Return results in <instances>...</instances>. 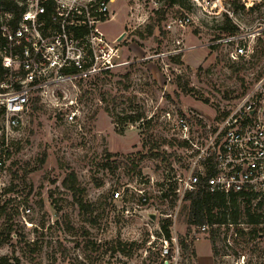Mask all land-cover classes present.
I'll return each instance as SVG.
<instances>
[{
	"label": "rangeland",
	"instance_id": "rangeland-1",
	"mask_svg": "<svg viewBox=\"0 0 264 264\" xmlns=\"http://www.w3.org/2000/svg\"><path fill=\"white\" fill-rule=\"evenodd\" d=\"M148 7L141 9L142 17ZM113 8L115 17L105 31L120 32L118 60L123 64L95 85L80 81L65 86V93L57 91L55 98L33 102L16 128L0 182V242L5 238L0 256L17 257L21 264L151 263L159 248L152 236L156 225L163 223L161 214L173 213L177 205L158 193L161 186L166 188L162 183L173 165L182 169L185 156L175 119L186 113L193 128L213 124L264 67V40L255 43L250 58L232 62L228 47L210 45L223 33L216 21L191 4H163L139 21L130 20L129 5ZM183 12H193L194 22L167 31L166 16ZM254 13L243 14L249 21ZM180 45L195 47L176 56L149 58ZM70 111L74 122L65 120ZM127 114L141 118L117 121ZM70 170L83 200L91 204L87 209L79 208L61 186ZM115 191L121 197L113 198ZM238 217V225L208 226L197 250L208 253L215 232V264H231L240 254L245 264H264V236L243 243L236 227L247 231L251 226L243 213ZM187 220L188 201L183 200L174 229L179 238L186 236ZM191 238L194 245L197 240ZM118 242L126 244L124 251H112ZM182 261L195 264L188 255L181 254Z\"/></svg>",
	"mask_w": 264,
	"mask_h": 264
},
{
	"label": "built area",
	"instance_id": "built-area-1",
	"mask_svg": "<svg viewBox=\"0 0 264 264\" xmlns=\"http://www.w3.org/2000/svg\"><path fill=\"white\" fill-rule=\"evenodd\" d=\"M186 1L202 16L213 18L216 25L228 21L234 27L210 43L228 47L230 61L250 58L255 43L264 40V0ZM118 3L129 5L130 20L139 21L168 5V0H0V182L16 128L23 124L33 102L55 98L57 91L65 93V86L93 82L123 64L118 60L120 32L109 35L105 31ZM145 6L149 7L142 17ZM251 11L256 13L248 21L243 13ZM166 17L165 29L175 32L193 23L195 14ZM194 47L175 46L149 58L176 56ZM74 115L70 111L65 120L74 122ZM167 117L171 119L169 113ZM174 125L186 147L182 169L173 165L171 176L162 183L166 188L158 189L161 196L171 187L177 202L173 213L161 214L163 223H169V237L162 233L163 223L156 225V236L152 235L163 264H179L176 213L188 194L205 189L238 200L247 196L252 207L264 201V67L241 98L213 124L193 128L185 113ZM120 195L115 191L113 198ZM140 198L146 200V196ZM207 229L208 224L192 226L190 236L199 240ZM231 264H245L244 255Z\"/></svg>",
	"mask_w": 264,
	"mask_h": 264
},
{
	"label": "trees",
	"instance_id": "trees-1",
	"mask_svg": "<svg viewBox=\"0 0 264 264\" xmlns=\"http://www.w3.org/2000/svg\"><path fill=\"white\" fill-rule=\"evenodd\" d=\"M174 4L184 5L187 4L186 0H168V5L172 6ZM223 33H230L234 30V27L230 26V23L226 21L222 25H217ZM176 62L179 61V56L174 59ZM131 66V64L129 65ZM109 73V71L104 74ZM103 76V75H102ZM103 78L100 76L97 80L91 82L92 84H97L99 80ZM141 118L139 114H127L124 117H118L117 121L122 122H135ZM162 159H165L162 157ZM61 186L71 194L75 203L81 209H87L91 204L86 203L82 198V187L77 180L75 173L70 170L66 173L64 178L61 181ZM172 188L169 187L165 190L160 198H168L172 202L175 200V197L172 193ZM185 201H188V220H187V230L186 236L179 238V243L181 246V254L184 256L195 257V251L193 248V238L189 241L188 235H190L192 226H200L202 224H208V226L217 227L220 226H229L238 225V216L244 214L246 217V223L251 227L246 231L241 227H236V232L240 238H242L243 243H248L258 237L264 236V213L262 210L263 202H259L256 207H252L250 197L245 196L243 199L238 200L236 196H226L222 193H209L205 189H200L196 192L190 193L185 197ZM169 223L166 221L162 224V233L165 237H169L170 232L167 228ZM262 224V227L259 226ZM10 231L6 234L8 237ZM216 233L213 232L210 235V244L214 257L218 254L216 247ZM5 238L0 242L3 243ZM239 243V241H238ZM126 244L118 242L113 248L112 251H124ZM155 256L151 263L147 264H163V258L160 256L159 251L156 250ZM0 264H21L17 257L9 258L7 256H0ZM180 264H185L182 261ZM189 264V263H186Z\"/></svg>",
	"mask_w": 264,
	"mask_h": 264
},
{
	"label": "crops",
	"instance_id": "crops-1",
	"mask_svg": "<svg viewBox=\"0 0 264 264\" xmlns=\"http://www.w3.org/2000/svg\"><path fill=\"white\" fill-rule=\"evenodd\" d=\"M202 239L197 240L195 244L193 245L194 246L193 248L195 251L194 263L195 264H215V257L212 252L211 244L208 240H207L208 244L210 245L208 253L204 251L206 250V248H202L203 250L202 252H204L203 254L200 252V250H197V245L201 243Z\"/></svg>",
	"mask_w": 264,
	"mask_h": 264
},
{
	"label": "water",
	"instance_id": "water-1",
	"mask_svg": "<svg viewBox=\"0 0 264 264\" xmlns=\"http://www.w3.org/2000/svg\"><path fill=\"white\" fill-rule=\"evenodd\" d=\"M149 217H150L152 220H154V219H155V214H154V213H151V214H149Z\"/></svg>",
	"mask_w": 264,
	"mask_h": 264
}]
</instances>
